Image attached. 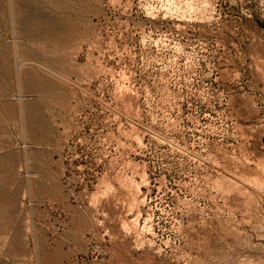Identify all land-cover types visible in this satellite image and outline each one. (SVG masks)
<instances>
[{
	"label": "rangeland",
	"instance_id": "374dc122",
	"mask_svg": "<svg viewBox=\"0 0 264 264\" xmlns=\"http://www.w3.org/2000/svg\"><path fill=\"white\" fill-rule=\"evenodd\" d=\"M0 264H264V0H0Z\"/></svg>",
	"mask_w": 264,
	"mask_h": 264
}]
</instances>
